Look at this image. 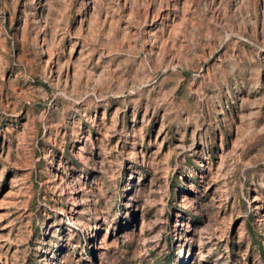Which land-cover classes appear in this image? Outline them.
<instances>
[{"label": "rangeland", "instance_id": "rangeland-1", "mask_svg": "<svg viewBox=\"0 0 264 264\" xmlns=\"http://www.w3.org/2000/svg\"><path fill=\"white\" fill-rule=\"evenodd\" d=\"M0 264H264V0H0Z\"/></svg>", "mask_w": 264, "mask_h": 264}]
</instances>
